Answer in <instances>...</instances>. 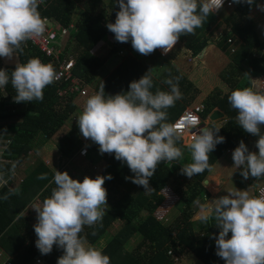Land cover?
Segmentation results:
<instances>
[{
	"label": "clouds",
	"instance_id": "9594fccd",
	"mask_svg": "<svg viewBox=\"0 0 264 264\" xmlns=\"http://www.w3.org/2000/svg\"><path fill=\"white\" fill-rule=\"evenodd\" d=\"M43 2L0 0V57L12 60L14 54L23 53L28 40L45 32L46 22L38 10ZM231 2L255 5L264 12V4H258L257 0ZM223 3L224 0H200L199 3L198 0H116L119 10L115 22H107L106 27L117 42L131 41L132 48L141 55H150L157 49L167 54L181 36L194 35L195 29L202 27L205 18L222 8ZM47 19L49 24L52 19ZM57 79L54 67L36 57L24 63L17 60L10 75L7 69L0 68V88L10 81L16 92L13 98L16 103L42 101L45 87ZM180 79L169 74L163 81L168 90L156 88L153 92V79L148 71L138 80H132L127 91L115 95H105L102 83L75 118L82 136L97 144L100 154H114L115 159L126 163L134 173L126 179L143 186L145 191L153 190L149 181L158 164L183 158V151L177 146L181 133L177 126L167 122L166 111L182 99ZM253 89L236 88L227 97L238 113L237 125L258 137L255 142L258 151H250L243 140L232 151L233 166L240 169L244 180L264 177V132L261 130L264 92ZM187 124L192 128L198 125L191 117ZM220 129L205 126L193 135L186 145L191 162L182 164L181 174L192 178L210 170L209 153L225 140L218 135ZM47 177V173H41L37 179ZM106 179L111 180V174L95 178L86 175L80 181L67 171L55 169L51 181L55 186L50 195L32 206L36 212L35 244L41 255L50 254L56 245L63 250L57 264H110V257L81 235L85 226L93 228L95 235L94 226L102 222L108 209ZM226 190V195L204 206L199 217L202 224L214 221L219 229L214 237L216 255L225 264H264V196L256 197L236 187ZM18 192L17 189L10 194Z\"/></svg>",
	"mask_w": 264,
	"mask_h": 264
},
{
	"label": "trees",
	"instance_id": "16d2710c",
	"mask_svg": "<svg viewBox=\"0 0 264 264\" xmlns=\"http://www.w3.org/2000/svg\"><path fill=\"white\" fill-rule=\"evenodd\" d=\"M77 1L45 0L43 4L39 5L38 10L42 18L44 16L57 21L59 28L67 29L73 24L70 33L77 41L74 49L75 74L81 77L86 84L94 81L96 72L101 65L100 60L93 56L91 51L108 34L114 38L111 46L113 52L126 46L130 48V53L124 57L110 77L98 84L97 91H99L102 83L105 86V95H115L127 91L132 80H138L149 71L147 66L151 68L161 66L164 63L165 57L161 55L158 49L150 55H141L132 48L131 41L120 43L115 40L114 34L107 29L106 24L109 21L115 22L116 12L119 10L116 0L109 1L108 13L101 9L102 0H87L84 11L75 20L73 13ZM199 2L200 0H198ZM258 2L259 0H257ZM254 6L249 7L247 3L235 4L223 19L225 27L217 40L219 48L229 52L226 40L228 36H236L241 40L236 49L230 52L234 70L227 76H221L228 88H221L222 85L218 80L213 79L214 75L203 63H198L187 75L182 74L172 66H168L167 63V67L159 75L160 81L149 71L153 79V88L151 89L153 92L156 88L168 90V85L164 84L163 81L169 77V74L173 77H181L179 89L182 93V99L177 100L173 107L166 109L168 123L173 124L188 105L194 107L203 103L204 110L201 114L203 119L215 107L224 112L226 120L222 124L218 125L214 121V124H207L209 128L221 127L218 135L225 138L223 143L218 144L214 151L209 153L211 167L225 150L228 148L235 149L241 140L247 142L249 139L255 141L258 139L237 125L235 118L238 113L231 107L227 99L230 92L236 88L252 87L250 79L252 74L264 73V44L259 38L255 22L248 17L249 11ZM226 8L228 7H224L220 11ZM217 20L218 15L210 13L205 18L203 26L195 29L194 35L181 36L179 40L194 53L199 52L209 41V32L212 31L210 28L216 25ZM262 33L264 34V26ZM23 47V53L19 56L14 54L12 60L1 57L9 75L15 68L17 60L24 63L33 57H40L43 61L47 59L44 53L29 40ZM241 65H246L248 72L242 70L245 67ZM215 81L216 83H214ZM217 87L220 89L215 91ZM55 89L56 85L53 83L45 87L42 101L16 103L13 99L16 92L10 81L6 87L0 88V139H4L7 145L5 154L2 156L3 159L20 161L22 156L32 149L37 136L43 137L40 140V145L49 140L76 110V98L78 96L73 94L66 98H60L56 95ZM189 91L197 93L195 96L188 95ZM191 99H193L192 102L195 101L193 104L190 102ZM23 105L25 108L21 110L20 106ZM17 117L20 119L16 120ZM6 119H13L14 121L1 123ZM261 130L264 132V126H261ZM4 131H9L12 134L4 136L1 134ZM80 135L77 124H74L69 134L57 144L61 155L67 157L73 153V150L79 146ZM177 146L182 151L187 149L186 145L183 144L182 135ZM96 148L99 146L93 142L89 146L91 150ZM183 159L190 162L191 156L188 157L186 154L181 160L158 164L156 172L149 181L151 188L154 189V193H151L153 197L150 198L145 193L143 186H138L132 183L130 179H126V177L134 176L127 164L115 159L114 154H107L108 166L101 175L111 174L112 176L111 180L106 179L104 183L107 190L108 206L106 207L108 209L102 222L94 226L95 235L92 234L93 228L87 226L81 235L91 245H95L103 239L99 248L110 257V264H175L174 259L169 254L171 247H173V251L175 248L182 254H191L202 264H225V261L216 255L214 237L218 235L219 229L214 225L215 222L211 221L205 225L201 223L200 219L195 221L191 219L192 205L202 192H205L203 180L209 170L206 169L203 173L190 178L192 187L186 189L183 182L179 181L182 167L180 162ZM1 168L10 172L13 170L12 166H5L0 163V170ZM41 173H47V179H37ZM52 177L51 169L45 163L40 162L29 170L17 186L9 187L5 184L0 187V244L4 246L7 254L14 253V260L11 259L12 264H32L37 255L43 258L46 264H57L58 257L63 254V250L54 245L50 254L41 255L35 244L37 237L31 223V219L34 217L23 213L28 200L35 193L38 194V191L45 185L47 187L43 189V199L50 195L52 187L55 186L53 183H49ZM170 183L175 184L176 188L173 190L176 194L181 195L180 200L182 204H185V207L183 209L179 207L182 209L181 216L169 224H164L157 219L154 212L164 199L161 194L162 188L170 185ZM122 187L124 191L121 194ZM17 189L19 190L18 194H10ZM6 194H9L8 198L4 199ZM117 220H121L122 225L112 236L105 239L109 227ZM197 229L206 230L200 238L196 237L195 230ZM130 232L136 233L140 237L132 252L126 251L123 245L126 236L131 234ZM230 235L231 233H229ZM140 249L144 250L140 253Z\"/></svg>",
	"mask_w": 264,
	"mask_h": 264
},
{
	"label": "rangeland",
	"instance_id": "374dc122",
	"mask_svg": "<svg viewBox=\"0 0 264 264\" xmlns=\"http://www.w3.org/2000/svg\"><path fill=\"white\" fill-rule=\"evenodd\" d=\"M86 1L87 0H78L76 4V9L74 11V19H77V16H80L82 12L84 11L86 7ZM109 1L110 0H102L101 1V9L104 12L109 11ZM236 3H232L231 6H228V8L223 9L220 12H217L216 14L218 15V26L217 23L216 25H213L210 30L212 29L211 32H209V38L206 46H204L199 54V59L197 58L195 60H191L189 56V50L186 49L185 45L183 46L181 42H178L176 44L177 47H175L174 52H178V55L176 53H172L169 55V57H165L164 63L161 66H154V67H149L147 66L148 70L150 71L153 76L160 81V73L165 70L168 66H172L174 69L179 70L181 73L184 75H187L195 66L197 63H203L209 71L214 75L213 79H216L219 81L221 88L224 87L225 89L228 88L227 85L223 82L221 79V76H227L228 74H231V72L234 70L232 63H231V57H230V52H232L236 47L240 44L241 40L240 38H237L236 36L232 39V42H228L227 49L228 51H225L217 45V40L220 36V33L224 30L225 24L223 23L224 17L231 11L232 7ZM258 4H264V0H259ZM248 17L252 19L255 24H256V29L259 33V38L264 44V34L262 33V27L264 26V12L260 11L256 6H254L248 13ZM49 25L53 26V28L56 30L58 33L57 36V42H61V47H63V50L66 53V55H72L75 58V48H76V39L75 37L70 33L71 29L70 27L67 29L59 28L57 25V21L51 20ZM72 27V26H71ZM113 37L111 34H108L107 37L104 39L100 40L92 49L91 54L95 57H97L100 60L101 65L99 66L100 68L96 72L95 79L93 82L88 84V94L84 96H78L76 98V103H77V108L76 110L70 115V117L65 121L64 125L61 126L55 134L49 139L43 142L40 145V140L43 138L42 136H37L33 142L32 149L28 151V153L24 156H22L20 161H12V160H6L3 159L2 156L5 154V149H6V142L4 139H0V163L6 165H10L13 167V170L10 172L8 170H4L1 168L0 170V187L3 185H8L9 187H15L18 184L21 183V181L25 178L27 173L31 168L34 167V165L43 162L45 163L52 171V174L54 175L55 169L64 172L67 171L68 174L73 178V179H78V180H83V178L87 175L92 178H95L97 175H101L102 172L107 168L108 163L106 160L107 153L105 154H100L98 148L94 150H89V153L86 157H80L77 153L76 150L78 147L84 143H89L91 144V140H86L82 134L79 136V146L73 150V153L70 156H63L60 153V150L57 148V144L63 140L64 137L69 134L71 128L73 127L74 124H76L75 118L78 116V114L82 111L83 105L86 102L87 98L93 94H95L97 91L98 84L103 80L105 81L108 77H110L114 72L115 69L121 64V61L124 59V57L130 53V48L123 46L121 47L120 50L113 52L111 50L112 46V41ZM181 49V50H180ZM233 49V50H232ZM256 51V50H255ZM176 55L178 56V60H175ZM197 60V63H196ZM196 63V64H195ZM4 64L2 63L1 57H0V68H2ZM244 66L242 70L247 71L246 65H241ZM6 67V65H5ZM239 68V67H238ZM248 72V71H247ZM224 75V76H223ZM250 79L252 81V88L255 90H258L260 92H264V73L259 72L255 75H251ZM216 83V81L214 82ZM220 88L217 87L215 89L219 90ZM214 91V92H215ZM213 92V93H214ZM197 92L189 91L188 95H193L195 96ZM210 93V92H208ZM193 99H191L190 102H192ZM195 102V101H194ZM192 102L191 104H193ZM202 102V101H201ZM190 104V105H191ZM192 106V105H191ZM21 110L25 108V105L20 106ZM190 106L188 105L186 108H189ZM214 110V109H213ZM212 110V111H213ZM211 111V112H212ZM210 114V113H209ZM226 117V116H225ZM201 118L203 119V116L201 115ZM224 118V117H223ZM16 120L20 118H15ZM222 121L224 122L225 120H222V118L216 119L215 121ZM7 121L13 122V119H6L1 121V123H5ZM209 119H203V122H207ZM214 122H209L214 124ZM2 135L10 136L12 133L9 131H4L1 133ZM183 137V144H187V139ZM248 142V141H247ZM247 142L245 144L248 146ZM255 140H251V148L248 146L250 151H258V149L255 147ZM229 149V148H228ZM231 149V148H230ZM233 150V149H231ZM184 153L183 155L188 156L190 153L188 149H183ZM76 153V154H75ZM75 154V155H74ZM58 156H63L64 161H67V163L61 167V164L58 162ZM191 156V155H190ZM189 157V156H188ZM191 162V160H190ZM188 160H182L180 162V165L185 163H190ZM216 162V161H215ZM240 170V169H239ZM209 173V172H208ZM207 173V174H208ZM209 175V174H208ZM207 177V175H206ZM210 177H207L203 180V186L206 188L205 192H202L201 196L196 199L194 202L193 209H192V220H199V217L202 213V208L204 206H207L211 203L212 200L216 199L213 198L212 194L215 193V186L214 184H218L221 182V185L225 184L224 178L220 177V175L214 176V179H210L209 181L207 180ZM252 178V177H249ZM53 179V177H52ZM52 179L49 181L51 183ZM255 179V186L253 187V193L249 191V193L253 196H256V189L258 187H261L264 185V179L263 177L256 180ZM221 180V181H220ZM179 181L183 182V185L186 186V189L190 187L191 189V180L189 177L186 175H183L180 173V178ZM214 182V183H213ZM48 183V184H49ZM47 184V185H48ZM47 186L45 185L43 188H41L38 191V194L35 193L34 196L28 200L27 205L25 206L23 213L28 214L30 216H33L34 218L31 219V223L34 225L36 223V212L32 208V206L36 203H40L43 201V189H45ZM166 188V189H165ZM176 188L175 184L170 183V185H167L166 187L162 188L161 194L163 195L164 199L162 200L161 204L158 206V208L155 210L154 215H157L162 218L160 221H162L164 224H169L172 222L174 219L178 218L181 216V210L185 207V204H182L180 198V194H174L173 189ZM164 189V190H163ZM185 190V189H184ZM124 191V188H121V194ZM40 193V194H39ZM147 196L150 198L153 197L154 189L152 191H145ZM201 199V201H200ZM108 204V203H107ZM180 205V206H179ZM179 207H182V209H179ZM123 222L121 220H117L113 222V224L109 227L108 230V235L105 237L108 238L112 236L118 228L122 225ZM204 229H197L195 230L196 237L200 238L205 234ZM131 233V232H130ZM33 235V234H32ZM123 236V233L121 234ZM138 234H129L126 236L123 245L125 246L126 251L132 252L133 248H135L137 241L139 240ZM103 241L100 240L97 242V244L93 245L97 248H99V245ZM173 248V247H171ZM141 250V251H140ZM139 252L141 253L144 249H140ZM176 251V252H175ZM14 254V253H13ZM13 254H5L7 257L12 258L14 260V255ZM180 254V255H179ZM12 255V256H11ZM172 258L175 261V264H202L200 261H198L196 258H193L192 255L190 254H182L178 252L174 248V252L170 254ZM43 259V258H42ZM196 262V263H195ZM40 264H46L45 261L43 260L42 263Z\"/></svg>",
	"mask_w": 264,
	"mask_h": 264
},
{
	"label": "built area",
	"instance_id": "2783aa9c",
	"mask_svg": "<svg viewBox=\"0 0 264 264\" xmlns=\"http://www.w3.org/2000/svg\"><path fill=\"white\" fill-rule=\"evenodd\" d=\"M231 5H232L231 0H224L222 8L228 7ZM222 8H220L219 10L213 13L219 12ZM43 19L46 22L45 32L38 37H34L33 39H30L29 41L34 46H36L41 52H43L44 55L47 57V59L44 61L42 60V58L40 57L38 58L43 63L51 64L54 67L57 73V76H58V79L53 83L54 85H56V89H55L56 95L59 96L60 98H66L73 94L76 96L87 95L88 94V90H87L88 84H86L81 77L75 74L76 60L74 56L66 55L67 52H65L63 50V47H61L63 45H61V42H57L56 40L58 33L53 28V26L48 24V19L46 17H43ZM233 38L234 37L232 36H228L226 40L227 42H232ZM175 47H176V44L173 46V48L170 51L167 52V54H162L161 49H158V51L161 53L162 56H168L175 49ZM188 50H189V56L191 60H195L196 58L197 59L199 58V54H194L192 50L189 48ZM2 68L6 69L5 66H3ZM203 110H204V106L202 103H199L195 105L194 107L186 108L183 111V113L172 124L178 127L181 135L187 139V144L191 142L193 135L196 133L197 128L200 126L202 122L201 114ZM189 117L194 118L196 120L198 125L195 128H192L190 125L187 124V120ZM88 145L89 143L82 144L77 149L76 153L80 157H86L89 153ZM58 159H59L58 162L61 164V167H63L67 163V161H64L65 159H63V156H59ZM256 191H257L256 197L264 196V185H262L261 187H258ZM173 193L176 194L174 191ZM155 216L159 220L162 219L158 216V214ZM173 252H174L173 249L169 250V254H172ZM2 256L3 254L0 252V258ZM34 263L35 264L42 263V258L39 255H37L34 258ZM3 264H12L11 258L5 256V260Z\"/></svg>",
	"mask_w": 264,
	"mask_h": 264
},
{
	"label": "crops",
	"instance_id": "0c3cea01",
	"mask_svg": "<svg viewBox=\"0 0 264 264\" xmlns=\"http://www.w3.org/2000/svg\"><path fill=\"white\" fill-rule=\"evenodd\" d=\"M178 42H181V41L178 40ZM181 44H182V42H181ZM175 49L169 55H171L175 51ZM174 53H176V52H174ZM176 54L178 55V52ZM177 55L175 57V60L178 58ZM216 108L217 107H215L214 109H216ZM206 118L209 119V115ZM221 118H222V120L226 119L225 116H224V118L223 117H221ZM209 122H213V121L209 120V121L204 122V123L207 126V124ZM215 123L220 125L223 122L220 120V121H215ZM247 144L251 148V140L250 139L248 140ZM231 149L229 148V149L224 151V153L212 165V167H211V169L209 170V173H208L209 175L207 174V177H210V178L207 179L208 181L210 179H214V176L220 175V177H223L225 179L224 182H226L225 184H223V186L221 185V182H219L218 184H214L216 190H215V193L212 194L213 198H219L220 196L226 195L227 194V190L226 189H231V188H234V187H236L238 189H242V190L251 191L253 193V189H254L253 187L255 186V179L252 177V178H248L247 180H244L241 177L240 170L239 169H235L234 166H233L234 162H233V159H232V151L234 149L233 150H231ZM188 156H190V153L188 154ZM0 252L3 254V256L0 258V264H3V262L5 260V254H7V253L5 252L4 246H2L1 244H0ZM42 261H43V259H42ZM32 264H35L34 261H33Z\"/></svg>",
	"mask_w": 264,
	"mask_h": 264
},
{
	"label": "water",
	"instance_id": "95a60500",
	"mask_svg": "<svg viewBox=\"0 0 264 264\" xmlns=\"http://www.w3.org/2000/svg\"><path fill=\"white\" fill-rule=\"evenodd\" d=\"M224 116H225L224 112L222 110H220L219 108H216L209 114V120L214 121V120L219 119V118L224 117ZM205 126H206L205 123H201L200 126L197 128L196 133H198L199 129H201Z\"/></svg>",
	"mask_w": 264,
	"mask_h": 264
}]
</instances>
